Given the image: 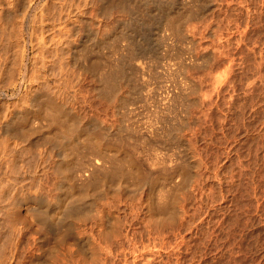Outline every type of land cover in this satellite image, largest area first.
<instances>
[{
	"label": "rangeland",
	"instance_id": "rangeland-1",
	"mask_svg": "<svg viewBox=\"0 0 264 264\" xmlns=\"http://www.w3.org/2000/svg\"><path fill=\"white\" fill-rule=\"evenodd\" d=\"M40 1L0 0V264H264V0Z\"/></svg>",
	"mask_w": 264,
	"mask_h": 264
},
{
	"label": "bare ground",
	"instance_id": "bare-ground-1",
	"mask_svg": "<svg viewBox=\"0 0 264 264\" xmlns=\"http://www.w3.org/2000/svg\"><path fill=\"white\" fill-rule=\"evenodd\" d=\"M41 1H42V0H41ZM41 1H40V2H41ZM87 1H88V0H87ZM99 1H100V0H99ZM104 1H105V0H104ZM172 1H173V0H172ZM26 2H27V1H26ZM107 2H108V1H107ZM110 2H111V1H110ZM123 2H125V0H124ZM169 2H171V1L169 0ZM8 3H9V2H8ZM62 3H63V2H62ZM111 3H112V2H111ZM24 4H25V3H24ZM70 4H71V3H70ZM122 4H123V3H122ZM130 4H131V3H130ZM130 4H129V5H130ZM26 5H27V4H26ZM28 5H29V4H28ZM39 5H40V4H39ZM66 5H67V4H66ZM151 5H152V4H151ZM83 6H84V5H83ZM112 6H113V5H112ZM116 6H117V5H116ZM116 6H115V7H116ZM119 6H120V5H119ZM123 6H125V5H123ZM136 6H137V3H136ZM136 6H134V7H136ZM164 6H165V5H164ZM36 7H37V6H36ZM42 7H43V6H42ZM42 7H41V8H42ZM121 7H122V6H121ZM127 7H128V6H127ZM137 7H138V6H137ZM159 7H160V6H159ZM162 7H163V6H162ZM167 7H168V6H167ZM26 8H27V7H26ZM73 8H74V7H73ZM77 8H78V7H77ZM130 8H132V7H129V9H130ZM143 8H145V7H143ZM27 9H28V8H27ZM37 9H40V8L37 7ZM79 9H80V8H79ZM121 9H122V8H121ZM129 9H128V10H129ZM132 9H133V8H132ZM146 9H147V8H146ZM170 9H171V8H170ZM30 10H31V9H30ZM30 10H29V11H30ZM130 10H131V9H130ZM159 10H160V9H159ZM2 11H3V9H2ZM117 11H118V10H117ZM123 11H124V10H123ZM133 11H134V10H133ZM164 11H165V10H164ZM166 11H167V10H166ZM168 11H169V10H168ZM58 12H59V11H58ZM121 12H122V11H121ZM125 12H126V11H125ZM72 13H73V12H72ZM82 13H83V12H82ZM127 14H128V13H127ZM132 14H133V13H132ZM140 14H141V13H140ZM140 14H139V15H140ZM22 15H23V14H22ZM77 15H78V14H77ZM135 15H136V13H135ZM8 16H9V15H8ZM19 16H20V15H19ZM32 16H33V15H32ZM131 16H132V15H131ZM133 16H134V15H133ZM14 17H15V16H14ZM28 17H29V16H28ZM65 17H66V16H65ZM142 17H144V16H142ZM147 17H148V15H147ZM168 17H169V16H168ZM177 17H178V15H177ZM180 17H181V16H180ZM6 18H8V17H6ZM15 18H16V17H15ZM30 18H31V17H30ZM30 18H29V19H30ZM39 18H40V17H39ZM57 18H58V17H57ZM130 18H131V17H130ZM133 18H134V17H133ZM137 18H138V17H137ZM148 18H149V17H148ZM175 18H176V17H175ZM12 19H14V18H12ZM16 19H17V18H16ZM18 19H19V18H18ZM18 19H17V21H18ZM23 19H25V18H23ZM31 19H32V18H31ZM80 19H81V18H80ZM140 19H141V17H140ZM142 19H143V18H142ZM169 19L172 20L171 18H169ZM261 19H262V18H261ZM263 19H264V18H263ZM7 20H8V19H7ZM10 20H11V18H10ZM19 20H21V19H19ZM74 20H75V19H74ZM131 20H132V19H131ZM164 20H165V19H164ZM173 20H174V19H173ZM173 20H172V21H173ZM176 20H177V19H176ZM63 21H64V20H62V22H63ZM67 21H69V20H67ZM134 21H135V20H134ZM151 21H152V20H151ZM9 22H10V21H9ZM25 22H26V21H25ZM30 22H31V21H30ZM65 22H66V21H65ZM69 22H70V21H69ZM136 22H137V21H136ZM148 22H149V21H148ZM17 23H18V22H17ZM40 23H41V22H40ZM139 23H140V22H139ZM163 23H164V22H163ZM168 23H169V22H168ZM168 23H166L167 26H169ZM128 24H129V23H128ZM140 24H141V23H140ZM144 24H145V23H144ZM149 24H151V23H149ZM62 25H63V24H62ZM72 25H73V24H72ZM138 25H139V24H138ZM154 25H155V24H154ZM154 25H153V26H154ZM174 25H175V24H174ZM13 26H14V25H13ZM23 26H24V25H23ZM63 26H64V25H63ZM73 26H74V25H73ZM73 26H72V27H73ZM165 26H166V25H165ZM165 26H164V27H165ZM170 26H171V25H170ZM21 27H22V26H21ZM21 27H20V28H21ZM67 27H68V26H67ZM131 27H132V26H131ZM135 27H136V26H135ZM142 27H143V25H142ZM15 28H16V27H15ZM73 28H75V27H73ZM133 28H134V27H133ZM149 28H150V27H149ZM10 29H11V28H10ZM16 29H17V28H16ZM64 29H65V28H64ZM70 29H71V28H70ZM76 29H77V28H76ZM134 29H135V28H134ZM146 29H147V28H146ZM163 29H164V28H163ZM167 29H168V28H167ZM11 30H12V29H11ZM28 30H29V29H28ZM52 30H53V29H52ZM52 30H51V31H52ZM56 30H57V29H56ZM65 30H66V29H65ZM71 30H72V29H71ZM73 30H74V29H73ZM135 30H136V29H135ZM161 30H162V29H161ZM33 31H34V30H33ZM41 31H42V30H41ZM132 31H133V30H132ZM147 31H148V30H147ZM162 31H163V30H162ZM168 31H169V30H168ZM13 32H14V31H13ZM29 32H30V31H29ZM29 32H28V33H29ZM60 32H61V31H60ZM64 32H65V31H64ZM66 32H68V31H66ZM73 32H74V31H73ZM139 32H140V30H139ZM160 32H161V31H160ZM165 32H166V31H165ZM30 33H31V32H30ZM68 33H70V32H68ZM134 33H136V32H134ZM143 33H144V32H143ZM170 33H172V32H170ZM175 33H176V32H175ZM23 34H24V33H23ZM23 34H22V35H23ZM71 34H72V33H71ZM126 34H127V33H126ZM128 34H129V33H128ZM131 34H132V33H131ZM139 34L141 35V33H139ZM172 34H173V33H172ZM172 34H171V35H172ZM30 35H31V34H30ZM30 35H29V36H30ZM41 35H42V34H41ZM58 35H59V34H58ZM65 35H67V34H65ZM73 35H74V34H73ZM135 35H136V34H135ZM154 35H155V34H154ZM169 35H170V34H169ZM39 36H40V35H39ZM67 36H69V35H67ZM70 36H71V35H70ZM70 36H69V37H70ZM125 36H126V35H125ZM19 37H20V35H19ZM26 37H27V36H26ZM61 37H62V36H61ZM72 37H73V36H71V38H72ZM128 37H129V35H128ZM152 37H153V36H152ZM155 37H156V36H155ZM157 37H158V36H157ZM165 37H169V36H165ZM9 38H10V37H9ZM36 38H37V37H36ZM40 38H41V37H40ZM49 38H50V37H49ZM49 38H48V39H49ZM58 38H59V37H58ZM71 38H70V39H71ZM124 38H125V37H124ZM132 38H133V37H132ZM15 39H16V38H15ZM20 39H21V38H20ZM38 39H39V38H38ZM38 39H37V41H39ZM41 39H42V38H41ZM46 39H47V38H46ZM48 39H47V40H48ZM59 39H61V38H59ZM59 39H58V40H59ZM63 39H64V38H63ZM161 39H162V38H160V40H161ZM165 39H166V38H165ZM8 40H9V39H8ZM12 40H13V39H12ZM16 40H17V39H16ZM16 40H15V41H16ZM26 40H27V39H26ZM47 40H46V41H47ZM51 40H53L52 37H51ZM68 40H69V39H68ZM157 40H158V39H157ZM166 40H167V39H166ZM40 41H41V40H40ZM132 41H133V40H132ZM132 41H131V42H132ZM150 41H151V40H150ZM158 41H159V40H158ZM161 41H162V40H161ZM170 41H171V40H170ZM23 42H24V41H23ZM23 42H22V43H23ZM42 42H43V41H42ZM47 42H48V41H47ZM128 42H129V41H128ZM145 42H147V41L145 40ZM151 42H152V41H151ZM167 42H168V41H167ZM172 42H173V41H172ZM250 42H251V41H250ZM32 43H33V42H32ZM44 43H45V42H44ZM64 43H65V42H64ZM129 43H130V42H129ZM129 43H128V44H129ZM159 43H160V42H159ZM39 44L41 45L40 42H39ZM51 44H52V43H50V45H51ZM82 44H83V43H82ZM132 44H133V43H132ZM132 44H131V45H132ZM143 44H144V43H143ZM153 44H154V43H153ZM163 44H164V43H163ZM163 44H162V45H163ZM18 45H19V44H18ZM31 45H32V44H31ZM37 45H38V44H37ZM61 45H62V44H61ZM15 46H16V45H15ZM19 46H21V45H19ZM138 46H139V44H138ZM138 46H137V47H138ZM159 46H160V45H159ZM163 46H164V45H163ZM165 46H166V45H165ZM13 47H14V46H12V48H13ZM22 47H23V46H22ZM22 47H21V48H22ZM38 47H39L38 49H41L40 46H38ZM44 47H46V46L44 45ZM48 47H50V46H48ZM54 47H55V46H54ZM60 47H61V46H60ZM86 47H87V46H86ZM86 47H85V48H86ZM128 47H129V45H128ZM147 47H148V46H147ZM151 47H154V48H155L156 46H151ZM157 47H158V44H157ZM157 47H156V48H157ZM17 48H18V47H17ZM19 48H20V47H19ZM66 48H67V47H66ZM81 48H82V47H81ZM129 48H130V47H129ZM148 48H149V47H148ZM166 48H167V47H166ZM42 49H43V48H42ZM53 49H54V48H53ZM57 49H58V48H57ZM68 49H69V47H68ZM143 49H144V48H143ZM143 49H142V50H143ZM13 50H14V49H13ZM15 50H16V49H15ZM50 50H51V49H50ZM50 50H49V51H50ZM65 50H66V49H65ZM69 50H70V49H69ZM130 50H131V49H129V51H130ZM145 50H146V49H145ZM19 51H20V50H19ZM24 51H25V50H24ZM43 51H44V50H43ZM47 51H48V50H47ZM57 51H58V50H57ZM75 51H76V50H75ZM151 51H152V50H151ZM153 51H154V50H153ZM155 51H156V50H155ZM20 52H21V51H20ZM44 52H46V51H44ZM60 52H61V51H60ZM72 52H74V51H72ZM84 52H85V51H84ZM123 52H124V51H123ZM148 52H149V51H148ZM56 53H57V52H56ZM62 53H63V51H62ZM134 53H135V51H134ZM21 54H22V53H21ZM21 54H20V55H21ZM45 54H46V53H45ZM51 54H52V53H51ZM51 54H50V55H51ZM65 54H66V53H65ZM118 54H119V53H118ZM120 54H121V53H120ZM137 54H139V53H137ZM147 54H148V53H147ZM250 54H251V53H250ZM252 54H253V53H252ZM67 55H68V53H67ZM73 55H74V54H73ZM122 55H123V53H122ZM122 55H121V56H122ZM139 55H141V54H139ZM143 55H144V54H143ZM51 56H52V55H51ZM54 56H55V54H54ZM54 56H53V58H54ZM56 56H57V55H56ZM71 56H72V55H71ZM74 56H75V55H74ZM123 56H124V55H123ZM148 56H149V54H148ZM19 57H20V56H19ZM47 57H48V56H47ZM60 57H61V56H60ZM128 57H129V56H128ZM128 57H127V58H128ZM131 57H132V56H131ZM146 57H147V56H146ZM6 58H7V57H6ZM26 58H27V57H26ZM55 58H56V57H55ZM85 58H86V57H85ZM117 58H118V57H117ZM122 58H123V57H122ZM132 58H133V57H132ZM132 58H131V59H132ZM134 58H135V57H134ZM168 58H169V57H168ZM19 59H20V58H19ZM19 59H17V60H19ZM48 59H49V58H48ZM48 59H47V60H48ZM57 59H58V58H57ZM60 59H61V58H60ZM65 59H66V58H65ZM138 59H139V57H138ZM144 59H145V58H144ZM119 60H120V59H119ZM122 60H123V59H122ZM133 60H134V59H133ZM155 60H156V59H155ZM19 61H20V60H19ZM23 61H24V60H23ZM59 61H61V60H59ZM62 61H63V60H62ZM65 61H66V60H65ZM69 61H70V60H69ZM125 61H126V60H125ZM152 61H153V60H152ZM157 61H158V60H157ZM48 62H49V61H48ZM55 62H56V61H55ZM66 62H67V61H66ZM117 62H118V60H117ZM131 62H132V61H131ZM148 62H149V61H148ZM155 62H156V61H155ZM167 62H168V61H167ZM96 63H97V62H96ZM138 63H139V62H138ZM16 64H17V63H16ZM23 64H24V63H23ZM115 64H116V63H115ZM151 64H153V63H151ZM154 64H155V63H154ZM24 65H25V64H24ZM35 65H36V64H35ZM64 65H65V64H64ZM68 65H69V64H68ZM68 65H66V66H68ZM98 65H99V64H98ZM100 65H101V64H100ZM120 65H121V64H120ZM142 65H143V64H142ZM146 65H147V64H146ZM155 65H156V64H155ZM155 65H154V66H155ZM44 66H45V65H44ZM55 66H56V65H55ZM66 66H65V67H66ZM71 66H72V65H71ZM71 66H70V67H71ZM90 66H91V65H90ZM121 66H122V65H121ZM123 66L126 67V65H123ZM129 66H130V65H129ZM16 67H18V66H16ZM63 67H64V66H63ZM93 67H94V66H93ZM151 67H152V66H151ZM23 68H25V67H23ZM97 68H98V67H97ZM109 68H110V67H109ZM114 68H115V67H114ZM120 68H122V67H120ZM120 68H119V69H120ZM123 68H124V67H123ZM141 68H142V67H141ZM13 69H14V68H13ZM15 69H16V68H15ZM19 69H20V68H19ZM32 69H33V68H32ZM32 69H31V70H32ZM61 69H62V68H61ZM69 69H70V68H69ZM91 69H92V68H91ZM98 69H100V68H98ZM107 69H108V68H107ZM110 69H111V68H110ZM117 69H118V68H117ZM126 69H127V68H126ZM129 69H130V68H128V70H129ZM131 69H132V68H131ZM136 69H137V66H136ZM136 69H135V70H136ZM139 69H140V68H139ZM145 69H146V68H145ZM24 70H25V69H24ZM57 70H58V68H57ZM59 70H60V67H59ZM111 70H112V69H111ZM137 70H138V69H137ZM143 70H144V69H143ZM143 70H142V71H143ZM66 71H67V70H66ZM100 71H102V70H100ZM100 71H98V72H100ZM120 71H121V70H120ZM131 71H132V70H131ZM145 71H146V70H145ZM148 71L150 72V70H148ZM13 72H14V71H13ZM34 72H35V71H34ZM63 72H64V71H63ZM123 72H126V70H124ZM123 72H122V73H123ZM128 72H130V71H128ZM128 72H127V73H128ZM136 72H137V71H136ZM15 73H17V72H15ZM29 73H30V72H29ZM29 73H28V74H29ZM36 73H38V72H36ZM101 73H102V72H101ZM101 73H100V74H101ZM133 73H135V72H133ZM140 73H141V72H140ZM150 73H151V72H150ZM65 74H66V73H65ZM95 74H96V73H95ZM102 74H103V73H102ZM104 74H106V73L104 72ZM104 74H103V75H104ZM108 74H109V73H108ZM111 74H112V73H111ZM114 74H115V73H114ZM135 74H136V73H135ZM135 74H133V75H135ZM142 74H143V73H142ZM176 74H177V73H176ZM109 75H110V74H109ZM115 75H116V74H115ZM131 75H132V74H131ZM143 75H144V74H143ZM150 75H151V74H150ZM174 75H175V74H174ZM7 76H8V75H7ZM11 76H12V73H11ZM15 76H17V75H15ZM22 76H23V73H22ZM71 76H72V75H71ZM77 76H78V75H77ZM94 76H95V75H94ZM97 76H98V75H97ZM118 76H119V75H118ZM136 76H137V75H136ZM138 76H139V75H138ZM140 76H141V74H140ZM145 76H146V75H145ZM147 76H149V75H147ZM25 77H26V76H25ZM45 77H46V76H45ZM78 77H79V76H78ZM82 77H83V76H82ZM106 77H107V76H106ZM114 77H115V76H114ZM119 77H120V76H119ZM119 77H118V78H119ZM130 77H133V76H130ZM151 77H152V76H151ZM20 78H23V80H24V77H21V76H20ZM64 78H65V77H64ZM98 78H99V77H98ZM100 78H101V77H100ZM102 78H103V77H102ZM108 78H109V77H108ZM108 78H107V79H108ZM125 78H126V77H125ZM12 79H13V78H12ZM14 79H15V78H14ZM14 79H13V80H14ZM42 79H43V78H42ZM61 79H62V78H61ZM85 79H86V78H85ZM113 79H114V78H113ZM115 79H116V78H115ZM142 79H143V78H142ZM152 79H153V78H152ZM2 80H3V79H2ZM27 80H28V79H27ZM37 80H38V79H37ZM88 80H89V79H88ZM103 80H104V78H103ZM110 80H112V79H110ZM116 80H117V79H116ZM124 80H125V79H124ZM147 80H148V79H147ZM149 80H151V79H149ZM149 80H148V81H149ZM10 81H11V80H10ZM32 81H33V80H32ZM41 81H42V80H41ZM73 81H74V80H73ZM99 81L101 82L102 80L99 79ZM121 81H122V79H121ZM140 81H141V80H140ZM142 81H143V80H142ZM263 81H264V80H263ZM8 82H9V79H8ZM11 82H12V81H11ZM11 82H10V83H11ZM20 82H21V81H20ZM27 82H28V81H27ZM27 82H26V83H27ZM29 82H30V81H29ZM34 82H35V79H34ZM42 82H43V81H42ZM86 82H87V81H86ZM96 82H98V81H96ZM102 82H103V81H102ZM111 82H112V81H111ZM126 82H127V81H126ZM128 82H129V81H128ZM144 82H145V81H144ZM24 83H25V82H24ZM62 83H63V82H62ZM87 83H88V82H87ZM93 83H94V82H93ZM107 83H108V85H109V82H107ZM112 83H114V82H112ZM142 83H143V82H142ZM262 83H263V82H262ZM13 84H14V83H13ZM34 84H35V83H34ZM42 84H43V83H42ZM55 84H56V83H55ZM97 84H98V83H97ZM117 84H118V83H117ZM117 84H116V85H117ZM125 84H126V83H125ZM125 84H123V85H125ZM128 84H130V83H128ZM25 85H26V84H25ZM29 85H30V84H29ZM31 85H32V84H31ZM31 85H30V87H31ZM39 85H40V84H39ZM57 85H58V84H57ZM61 85H62V84H61ZM87 85H89V84H87ZM92 85H93V84H92ZM92 85H91V86H92ZM100 85H101V84H100ZM111 85H112V84H111ZM142 85H143V84H142ZM8 86H9V85H8ZM26 86H27V85H26ZM43 86H44V85H43ZM55 86H56V85H55ZM64 86H65V84H64ZM101 86H103V85H101ZM113 86H114V85H113ZM14 87H15V86H14ZM46 87H47V86H46ZM51 87H52V86H51ZM87 87H88V86H87ZM106 87H107V86H105L104 88H106ZM108 87H109V86H108ZM122 87H123V86H122ZM125 87H126V86H125ZM127 87H129V86H127ZM33 88H34V87H33ZM52 88H53V87H52ZM95 88H97V87H95ZM109 88H111V87H109ZM112 88H113V87H112ZM119 88H120V87H119ZM15 89H16V88H15ZM50 89H51V88H50ZM102 89H103V88H102ZM116 89H117V88H116ZM127 89H128V88H126V90H127ZM31 90H32V89H31ZM47 90H48V89H47ZM90 90H91V89H90ZM97 90H99V89H97ZM105 90H106V89H105ZM154 90H155V89H154ZM42 91H44V90H42ZM50 91H51V90H50ZM50 91H49V93H51ZM113 91H114V89H113ZM129 91H130V90H129ZM29 92H30V91H29ZM91 92H92V91H91ZM93 92H96V91H94V88H93ZM103 92H104V90H103ZM109 92H110V91H109ZM126 92H127V91H126ZM155 92H156V91H155ZM35 93H36V92H35ZM39 93H40V92H39ZM52 93H53V92H52ZM101 93H102V92H101ZM128 93H129V92H128ZM130 93H132V92H130ZM31 94H33V92H32ZM36 94H37V93H36ZM54 94H55V93H54ZM68 94H70V93H68ZM96 94H97V93H96ZM114 94H115V93H114ZM250 94H251V93H250ZM23 95H24V94H23ZM42 95H43V94H42ZM52 95H53V94H52ZM75 95H76V94H75ZM94 95H95V94H94ZM102 95H103V94H102ZM105 95H106V94H105ZM105 95H103V97H104ZM158 95H159V94H158ZM53 96H54V95H53ZM71 96H72V94L70 95V97H71ZM96 96H100V95H96ZM146 96H147V95H146ZM260 96H261V95H260ZM26 97H27V96H26ZM36 97H37V96H36ZM87 97H88V96H87ZM148 97H149V96H148ZM33 98H34V97H33ZM39 98H40V97H39ZM41 98H42V97H41ZM44 98H45V97H44ZM47 98H48V97H47ZM249 98H250V97H249ZM253 98H254V96H253ZM31 99H32V98H31ZM42 99H43V98H42ZM54 99H55V98H54ZM64 99H65V98H64ZM72 99H73V98H72ZM90 99H91V98H90ZM150 99H151V98H150ZM175 99H176V98H175ZM34 100H35V99H34ZM45 100H46V99H45ZM20 101H21V100H20ZM38 101H39V100H38ZM73 101H75V100L73 99ZM87 101H88V100H87ZM23 102H24V101H23ZM23 102H22V103H23ZM26 102H27V100H26ZM46 102H47V101H46ZM54 102H55V101H54ZM254 102H255V101H254ZM34 103H35V102H34ZM34 103H33V105H34ZM55 103H56V102H55ZM90 103H91V102H90ZM147 103H148V102H147ZM20 104H21V103H20ZM29 104H30V103H29ZM42 104H43V103H41V105H42ZM45 104H46V103H45ZM45 104H44V105H45ZM174 104H175V103H174ZM261 104H262V103H261ZM23 105H24V103H23ZM33 105H32V106H33ZM54 105H55V104H54ZM168 105H169V104H168ZM171 105H172V104H171ZM262 105H263V104H262ZM35 106H36V105H35ZM42 106H43V105H42ZM52 106H53V105H52ZM57 106H59V105H57ZM62 106H63V105H62ZM62 106H61V107H62ZM160 106H161V105H160ZM39 107H40V106H39ZM48 107L50 108V106H48ZM61 107H60V108H61ZM63 107H64V106H63ZM165 107H166V106H165ZM173 107H174V106H173ZM52 108L54 109L55 107H52ZM167 108H169V107H167ZM5 109H6V108H5ZM31 109H32V108H31ZM36 109H37V108H36ZM42 109H43V108H42ZM44 109H45V107H44ZM44 109H43V110H44ZM56 109H57V108H56ZM64 109H65V108H64ZM26 110H27V109H26ZM39 110H40V108H39ZM47 110H48V109H47ZM59 110H60V109H59ZM96 110H97V109H96ZM159 110H160V109H158V111H159ZM171 110H173V108H172ZM210 110H211V109H210ZM5 111H6V110H5ZM31 111H32V110H31ZM48 111H49V110H48ZM155 111H156V110H155ZM158 111H157V112H158ZM162 111H163V110H162ZM179 111H180V110H179ZM25 112H27V111H25ZM55 112H56V111H55ZM65 112H66V111H65ZM47 113H48V112H47ZM49 113H50V112H49ZM56 113H57V112H56ZM59 113H60V112H59ZM66 113H67V112H66ZM66 113H65V114H66ZM153 113H155V112H153ZM167 114H168V113H167ZM167 114H166V115H167ZM56 115H57V114H56ZM150 115H151V113H150ZM153 115H154V114H153ZM157 115H158V114H157ZM157 115H156V116H157ZM159 115H160V114H159ZM159 115H158V116H159ZM164 115H165V114H164ZM166 115H165V116H166ZM3 116H4V115H3ZM48 116H49V115H48ZM66 116H67V115H66ZM161 117H162V116H161ZM169 117H170V116H169ZM263 117H264V116H263ZM9 118H10V117H9ZM163 118H164V117H163ZM7 119H8V118H7ZM51 119H52V118H51ZM59 119H60V118H59ZM66 119H67V118H66ZM150 119L152 120V118H150ZM171 119H172V118H171ZM57 120H58V119H57ZM153 120H154V119H153ZM157 120H158V119H157ZM159 120H161V119H159ZM168 120H170V119H168ZM163 121H164V119H163ZM165 121H166V120H165ZM246 121H247V120H246ZM51 122L53 123L54 120L51 121ZM174 122H175V121H174ZM254 122H255V121H254ZM57 123H58V122H57ZM61 123H62V122H61ZM67 123H68V122H67ZM70 123H71V122H70ZM147 123H148V122H147ZM159 123H160V122H159ZM166 123L168 124V122H166ZM49 124H50V123H49ZM54 124H55V122H54ZM68 124H69V123H68ZM156 124H157V123H156ZM4 125H5V124H4ZM51 125H52V124H51ZM51 125H50V126H51ZM170 125H171V124H170ZM246 125H247V124H246ZM246 125H244V126H246ZM5 126H6V125H5ZM56 126H57V124H56ZM59 126H60V125H59ZM63 126H64V125H63ZM66 126H67V124H66ZM82 126H83V124H82ZM240 126H241V125H240ZM1 127H2V126H1ZM1 127H0V128H1ZM64 127H65V126H64ZM159 127H160V125H159ZM6 128H7V127H6ZM51 128H52V127H51ZM67 128H69V127H67ZM70 128H71V127H70ZM149 128L151 129V127H149ZM165 128H166V127H165ZM243 128H244V127H243ZM253 128H254V127H253ZM259 128H260V127H259ZM76 129H77V128H76ZM167 129H168V128H167ZM246 129H247V128H246ZM0 130H1V129H0ZM17 130H18V129H17ZM146 130H147V129H146ZM170 130H171V129H170ZM172 130H173V129H172ZM172 130H171V131H172ZM249 130H250V129H249ZM256 130H257V129H256ZM3 131H4V130H2V132H3ZM58 131H59V129H58ZM62 131H63V130H62ZM68 131H69V130H68ZM74 131H75V129H74ZM74 131L72 132L73 134H74ZM127 131H128V130H127ZM130 131H131V130H130ZM162 131H163V129H162ZM263 131H264V130H263ZM5 132H6V131H5ZM50 132H51V131H50ZM65 132H66V131H65ZM75 132H77V130H76ZM81 132H82V131H81ZM87 132H89V131H87ZM148 132H150V130H149ZM153 132H155V131H153ZM172 132H173V131H172ZM251 132H252V131H251ZM68 133H69V132H68ZM68 133H67V134H68ZM77 133H78V132H77ZM77 133H76V134H77ZM79 133H80V132H79ZM121 133H122V132H121ZM121 133H120V134H121ZM124 133H125V132H124ZM252 133H253V132H252ZM13 134H15V133H13ZM56 134H57V133H56ZM59 134H62V133H59ZM63 134H65V133H63ZM63 134H62V137L64 138L65 136H63ZM90 134H91V133H90ZM148 134H149V133H148ZM153 134H154V133H153ZM163 134H164V133H162V136H163ZM258 134H259V133H258ZM3 135H4V134H3ZM50 135H51V134H50ZM53 135H54V134H53ZM65 135H66V134H65ZM70 135L73 136L72 134H70ZM86 135H87V133H86ZM130 135H131V134H130ZM157 135H159V134H157ZM51 136H52V135H51ZM54 136H55V135H54ZM71 136H70V138H73V137H71ZM74 136H75V135H74ZM118 136H119V135H118ZM148 136H150V135H148ZM52 137H53V136H52ZM55 137H56V136H55ZM89 137H90V136H89ZM121 137H122V136H121ZM135 137H136V136H135ZM252 137H253V136H252ZM261 137H262V136H261ZM46 138H47V137H46ZM48 138H49V136H48ZM56 138H57V137H56ZM56 138H55V139H56ZM66 138H67V136H66ZM93 138H94V137H93ZM97 138H98V137H97ZM110 138H111V137H110ZM55 139H53V140H55ZM57 139H58V138H57ZM57 139H56V140H57ZM73 139H74V138H73ZM103 139H104V137H103ZM108 139H109V138H108ZM68 140H69V139H68ZM70 140H71V139H70ZM84 140H85V139H84ZM113 140L115 141L116 139H113ZM117 140H118V139H117ZM117 140H116V141H117ZM149 140H150V139H149ZM153 140H154V139H153ZM157 140H159V139H157ZM4 141H5V139H4ZM4 141H3V142H4ZM72 141H73V140H72ZM92 141H93V140H92ZM92 141H91V142H92ZM101 141H102V140H101ZM103 141H104V140H103ZM105 141H106V140H105ZM116 141H115V143L118 142V141H117V142H116ZM124 141H125V140H124ZM132 141H133V140H132ZM7 142H8V141H7ZM45 142H46V140H45ZM53 142H54V141H53ZM55 142H57V141H55ZM59 142H61V141H59ZM59 142H58V143H59ZM69 142H70V141H69ZM89 142H90V141H89ZM93 142H94V141H93ZM95 142H96V140H95ZM95 142H94V143H95ZM158 142H159V141H158ZM49 143H50V142H49ZM94 143H93V144H94ZM99 143H100V142H99ZM99 143H98V144H99ZM104 143H105V142H104ZM120 143H121V142H120ZM122 143L124 144V143H126V142H122ZM135 143H136V142H135ZM139 143H140V142H139ZM53 144H54V143H53ZM60 144H61V143H60ZM86 144H87V143H86ZM100 144H101V143H100ZM100 144H99V145H100ZM19 145H20V144H19ZM61 145H62V144H61ZM94 145H95V144H94ZM105 145H107V144H105ZM118 145L120 146V144H118ZM1 146H2V145H1ZM1 146H0V147H1ZM54 146H55V145H54ZM121 146H122V145H121ZM129 146H131V145H129ZM4 147H5V146H4ZM6 147H7V146H6ZM63 147H64V146H63ZM116 147H117V146H116ZM133 147H135V146H133ZM145 147H146V146H145ZM57 148H58V147H57ZM95 148H97V147L95 146ZM102 148H103V147H102ZM112 148H113V147H112ZM127 148H128V147H127ZM103 149H104V148H103ZM116 149H117V148H116ZM0 150H1V149H0ZM59 150H60V149H59ZM63 150H64V149H63ZM97 150H98V149H97ZM8 151H9V150H8ZM24 151H25V150H24ZM60 151H61V150H60ZM65 151H66V150H64V151H62V152H64V154H66ZM121 151H122V150H121ZM62 152H61V153H62ZM230 153H231V152H230ZM62 154H63V153H62ZM64 154H63V155H64ZM67 154H69V153H67ZM250 154H251V153H250ZM63 155H62V157H64V159L66 160V156H67V155H64V156H63ZM152 156H153V155H152ZM60 157H61V155H60ZM8 158H9V157H8ZM111 158H113V157H111ZM119 158H120V157H119ZM145 158H146V157H145ZM0 159H1V158H0ZM38 159H39V158H38ZM113 159H114V158H113ZM62 160H63V159H62ZM114 160H115V159H114ZM145 160H146V159H145ZM118 161H119V160H118ZM1 162H2V161H1ZM59 162H60V161H59ZM62 162H63V161H61V163H62ZM64 162H65V161H64ZM130 162H131V161H130ZM143 162H144V160H143ZM61 163H60V164H61ZM111 163H112V162H111ZM146 163H147V162H146ZM10 164H11V163H10ZM56 164H57V163H56ZM159 165H160V164H159ZM261 165H263V164H261ZM111 167H112V166H111ZM151 167H152V166H151ZM33 168H34V167H33ZM129 169H130V168H129ZM62 170H63V169H62ZM39 171H40V170H39ZM58 171H60V170H58ZM16 174H17V173H16ZM94 175H95V174H94ZM250 176H251V175H250ZM262 177H263V176H262ZM101 178H103V177H101ZM101 178H100V179H101ZM256 178H257V177H256ZM96 179H97V178H96ZM119 179H120V178H119ZM144 179H145V178H144ZM263 179H264V178H263ZM93 180H94V179H93ZM249 180H250V179H249ZM90 181H91V180H90ZM137 181H138V180H137ZM228 182H229V181H228ZM249 182H250V181H249ZM87 183H88V182H87ZM94 183H95V182H94ZM97 183H98V181H97ZM240 183H241V182H240ZM102 184H103V183H102ZM236 186H237V185H236ZM241 186H242V185H241ZM247 187H248V186H247ZM239 189H240V187H239ZM239 189H238V190H239ZM48 191H50V190H48ZM81 191H82V190H81ZM224 191H225V190H224ZM211 193H212V192H211ZM12 194H13V193H12ZM168 194H169V193H168ZM228 194H229V193H228ZM231 194H232V193H231ZM259 194H260V193H259ZM214 195H215V194H214ZM239 195H240V194H239ZM245 196H246V195H245ZM261 196H262V195H261ZM240 198H241V197H240ZM66 199H67V198H66ZM236 199H237V198H236ZM9 200H10V199H9ZM253 200H254V199H253ZM233 201H234V200H233ZM243 201H244V200H243ZM72 202H73V201H72ZM72 202L70 201L71 205L73 204ZM75 202H76V201H74V203H75ZM77 202H78V201H77ZM55 203H56V202H55ZM70 203H69V204H70ZM57 204H58V203H57ZM73 205H74V204H73ZM77 205H78V204H77ZM226 205H227V204H226ZM55 206H56V205H55ZM67 206H68V204H67ZM241 206H242V205H241ZM69 207H70V206H69ZM71 207H72V206H71ZM73 207H74V206H73ZM75 207H76V206H75ZM251 207H252V205H251ZM16 208H17V207H16ZM226 208H227V207H226ZM239 208H240V207H239ZM245 208H246V207H245ZM60 209L62 210V208H60ZM81 209H82V208H81ZM243 209H244V208H243ZM7 210H8V209H7ZM165 210H166V208H165ZM58 211H59V210H58ZM58 211L56 210V212H58ZM68 211H69V210H68ZM71 211H72V210H71ZM226 211H227V210H226ZM10 213H11V212H10ZM17 213H18V212H17ZM233 214H234V213H233ZM241 214H242V213H241ZM59 215H60V213H59ZM47 216H49V215H47ZM61 216H62V214H61ZM44 217H45V216H44ZM62 217H63V216H62ZM242 217H243V216H242ZM249 217H250V216H249ZM251 217H252V216H251ZM64 218H65V217H64ZM247 218H248V217H247ZM56 219H57V218H56ZM210 221H211V220H210ZM210 221H209V222H210ZM247 221H248V220H247ZM21 222H22V221H21ZM23 223H24V222H23ZM212 223H213V222H212ZM235 223H236V221H235ZM244 223H245V222H244ZM20 224H21V223H20ZM172 224H173V223H172ZM227 224H228V223H227ZM246 224H247V223H246ZM184 225H185V224H184ZM220 225H221V224H220ZM249 225H250V224H249ZM263 225H264V224H263ZM173 226H175V225H173ZM204 226H205V225H204ZM227 226H228V225H227ZM247 226H248V225H247ZM230 227H231V226H230ZM249 227H250V226H249ZM245 228H246V227H245ZM263 228H264V227H263ZM201 229H202V228H201ZM204 229H205V228H204ZM259 229H260V228H259ZM228 230H229V229H228ZM263 230H264V229H263ZM176 231H177V230H176ZM200 231H201V230H200ZM204 232H205V231H204ZM159 233H160V232H159ZM199 234H200V232H199ZM208 235H209V234H208ZM256 235H257V234H256ZM259 236H260V235H259ZM199 237H200V236H199ZM58 238H60V237H58ZM62 239H63V238H62ZM199 239H200V238H199ZM157 241H158V240H157ZM180 241H181V240H180ZM160 242H161V241H160ZM207 242H208V241H207ZM230 242H231V241H230ZM243 243H244V242H243ZM9 244H10V243H9ZM117 244H118V243H117ZM198 244H199V243H198ZM238 244H239V243H238ZM154 245H155V244H154ZM165 245H166V244H165ZM171 245H172V244H171ZM199 245H200V244H199ZM178 246H180V245H178ZM146 247H147V246H146ZM233 247H234V246H233ZM234 248H235V247H234ZM244 248H245V247H244ZM145 249H146V248H145ZM153 249H154V248H153ZM250 251H251V250H250ZM263 251H264V250H263ZM229 253H230V252H229ZM239 253H240V252H239ZM146 254H147V253H146ZM169 255H170V254H169ZM234 255H235V254H234ZM157 257H158V256H157ZM183 258H184V257H183ZM224 258H225V257H224ZM259 258H260V257H259ZM197 259H198V258H197ZM123 260H124V259H123ZM156 260H157V259H156ZM139 261H141V260H139ZM145 261H146V260H145ZM152 261H153V260H152ZM128 262H129V261H128ZM142 262H144V261H142ZM161 262H162V261H161ZM231 262H232V261H231ZM231 262H230V263H231ZM149 263H150V262H149ZM230 263H229V264H230ZM146 264H147V263H146ZM170 264H171V263H170ZM194 264H195V263H194Z\"/></svg>",
	"mask_w": 264,
	"mask_h": 264
}]
</instances>
